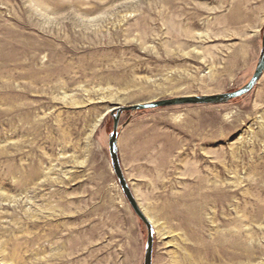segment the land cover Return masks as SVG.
Here are the masks:
<instances>
[{
    "label": "rangeland",
    "instance_id": "1",
    "mask_svg": "<svg viewBox=\"0 0 264 264\" xmlns=\"http://www.w3.org/2000/svg\"><path fill=\"white\" fill-rule=\"evenodd\" d=\"M264 0H0V264H144L115 107L252 77ZM153 264H264V72L220 104L123 111Z\"/></svg>",
    "mask_w": 264,
    "mask_h": 264
},
{
    "label": "water",
    "instance_id": "2",
    "mask_svg": "<svg viewBox=\"0 0 264 264\" xmlns=\"http://www.w3.org/2000/svg\"><path fill=\"white\" fill-rule=\"evenodd\" d=\"M264 72V31L262 38V49L259 56L258 63L251 79L239 89L225 93L216 94H202V95H183L172 98L153 100L148 102H142L132 104L127 107H115L110 111L111 116L114 120L113 131L109 135V153L111 158V164L114 173L116 174L119 184L128 199L130 205L134 209L138 217L146 224L148 229V237L145 248L144 264H153V246H154V228L148 217L144 214L138 201L136 200L130 185L128 184L127 178L123 172L122 165L120 162L119 151H118V135H119V120L123 111H135L142 109H150L157 107H166L171 105L181 104H220L228 102L232 99L242 97L248 94L258 83Z\"/></svg>",
    "mask_w": 264,
    "mask_h": 264
}]
</instances>
